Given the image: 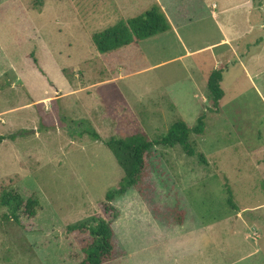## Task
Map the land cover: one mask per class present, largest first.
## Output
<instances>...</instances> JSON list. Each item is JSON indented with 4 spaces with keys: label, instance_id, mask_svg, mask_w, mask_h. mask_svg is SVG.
Segmentation results:
<instances>
[{
    "label": "rangeland",
    "instance_id": "obj_1",
    "mask_svg": "<svg viewBox=\"0 0 264 264\" xmlns=\"http://www.w3.org/2000/svg\"><path fill=\"white\" fill-rule=\"evenodd\" d=\"M39 1L0 0V195L38 202L18 224L0 207V264H81L89 234L68 229L100 219L124 252L108 264H264V0L238 49L190 56L220 41L213 12L228 8L226 30H250L241 0ZM154 6L170 31L96 50L94 35ZM214 70L225 92L216 108L206 83ZM201 116L191 142L203 160L155 145V199L131 188L108 202L124 180L108 140L154 143Z\"/></svg>",
    "mask_w": 264,
    "mask_h": 264
},
{
    "label": "trees",
    "instance_id": "obj_2",
    "mask_svg": "<svg viewBox=\"0 0 264 264\" xmlns=\"http://www.w3.org/2000/svg\"><path fill=\"white\" fill-rule=\"evenodd\" d=\"M43 5V0L39 1ZM171 29L170 23L160 6H154L150 10L123 21L118 25L106 30L103 33L96 34L92 37V42L96 50L101 54H108L118 51L132 43H138L150 38L167 33ZM221 72H213L207 81V87L210 98L213 100V107L216 108L223 100L225 92L221 87ZM205 128V117L198 119V124L190 128L183 120L176 121L168 133L160 140L153 142L148 141L146 136L137 134L131 135L126 139L111 138L106 142V146L115 155L120 167L124 172V180L119 190L110 192L107 196L108 202H112L116 195H123L128 189H134L139 196L151 203L155 198V189L152 185L151 174L149 171V162L152 159V148L155 145L165 147L180 146L186 155L190 157L198 156L197 150L191 142L192 134H203ZM96 140H100L97 133L91 134ZM14 136L10 139L14 140ZM6 137L0 136V145ZM231 195V191L228 190ZM36 199L29 198L25 201L21 195L3 189L0 195V207L6 208L7 213L4 215L6 220L13 219L19 223L20 212H26L30 217L36 213ZM112 208L106 204V210ZM176 221L180 225L184 223L183 213H177L172 210ZM93 225L85 223L77 224L70 227L69 232L79 234H89L84 252L85 259L81 264H108L113 260L124 256V252L115 240V233L112 229V223L104 219L92 221Z\"/></svg>",
    "mask_w": 264,
    "mask_h": 264
},
{
    "label": "crops",
    "instance_id": "obj_3",
    "mask_svg": "<svg viewBox=\"0 0 264 264\" xmlns=\"http://www.w3.org/2000/svg\"><path fill=\"white\" fill-rule=\"evenodd\" d=\"M153 1H156V0H153ZM255 1L256 0H241L240 1V4L239 5H237V7H239L240 8V10H244V12H245V15H247V17H248V19H247V21H248V24H250V25H252V26H250L249 27V31H246V32H244V33H239V32H237V30H236V28L235 27H233V28H230V29H227L226 30V28H225V26L222 24V21L224 20V15H225V13H227V11H228V8H224L222 11H220L219 13H215V12H213V14H212V16H213V18L216 20V22H217V26H218V29H219V31H220V33H221V39H220V41L219 42H217V43H215V44H210L209 46H207V47H205V48H203V49H200V50H198V51H193V52H190L189 50H188V52H186V54H185V56H190V55H192L193 53H195V52H199V51H203V50H205V49H211V50H209V51H214V50H216V48L214 49V47L215 46H225V47H228V48H235V49H238V45H237V43L242 39V38H244V35L245 34H247V35H249V34H251V32H252V30H253V32L252 33H254V31L256 30V28H255V26L252 24V19H251V16H252V14L253 13H255L256 11H258L257 10V8H256V5H255ZM257 6H260V5H257ZM213 7H215V6H213ZM162 9V11H163V8H161ZM164 12V11H163ZM165 14V13H164ZM166 15V14H165ZM167 17V16H166ZM168 19V18H167ZM227 25V24H226ZM263 27H264V24H263ZM171 29H172V27H171ZM170 29V30H171ZM169 30V31H170ZM175 30H177V29H175ZM175 34H176V31H175ZM177 35V34H176ZM264 45V44H263ZM237 51V50H236ZM211 54L213 55V53L211 52ZM234 54H236V53H234ZM216 56H218L217 54H216ZM252 56V55H251ZM183 57H180V59H182ZM248 59H250L249 57H248ZM218 61H222V64H221V62H219L220 63V65H219V68H221L222 66H223V58H220V60H218ZM244 70V69H243ZM215 71H220L221 72V76H222V70H214L213 72H215ZM212 72V73H213ZM212 73H210V75L212 74ZM245 73H246V70H245ZM209 75V76H210ZM209 76H208V78H209ZM208 78H207V80H206V83H207V81H208ZM221 82H222V77H221ZM257 234V232H254V234H253V236H256V234ZM255 240H256V237H255Z\"/></svg>",
    "mask_w": 264,
    "mask_h": 264
}]
</instances>
